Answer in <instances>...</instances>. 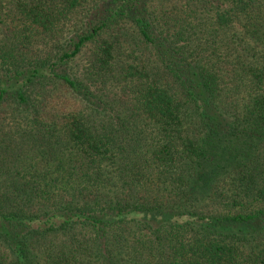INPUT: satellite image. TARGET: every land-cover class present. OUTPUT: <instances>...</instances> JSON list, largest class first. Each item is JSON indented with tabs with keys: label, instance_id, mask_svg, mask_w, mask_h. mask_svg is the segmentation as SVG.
<instances>
[{
	"label": "trees",
	"instance_id": "obj_1",
	"mask_svg": "<svg viewBox=\"0 0 264 264\" xmlns=\"http://www.w3.org/2000/svg\"><path fill=\"white\" fill-rule=\"evenodd\" d=\"M0 264H264V0H0Z\"/></svg>",
	"mask_w": 264,
	"mask_h": 264
}]
</instances>
